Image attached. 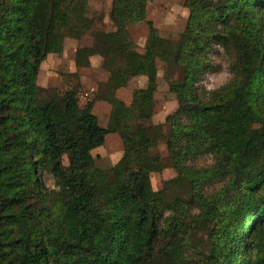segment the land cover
<instances>
[{"label":"trees","instance_id":"trees-1","mask_svg":"<svg viewBox=\"0 0 264 264\" xmlns=\"http://www.w3.org/2000/svg\"><path fill=\"white\" fill-rule=\"evenodd\" d=\"M87 1L0 0V264H264V0H185L177 41L147 20L150 0H112L111 37L75 53L77 67L102 57L106 127L73 90L38 95L47 55L94 26ZM140 23L143 55L129 35ZM217 47L231 78L208 91L200 79ZM158 58L178 106L145 127ZM137 76L146 86L126 105L115 92ZM108 134L123 144L110 175L92 156ZM161 140L176 176L153 191Z\"/></svg>","mask_w":264,"mask_h":264},{"label":"rangeland","instance_id":"rangeland-1","mask_svg":"<svg viewBox=\"0 0 264 264\" xmlns=\"http://www.w3.org/2000/svg\"><path fill=\"white\" fill-rule=\"evenodd\" d=\"M185 0H150L147 6V20L151 21L158 30L159 35L167 40L177 41L184 30L188 11L184 8ZM112 0H88L84 16L94 22L91 30L82 34L81 38L74 39L65 35L63 37L62 51L48 54L41 63L38 74V95L47 98L52 91L64 92L73 90L76 92L78 103L81 108L92 103V112L98 118L99 125L107 126L110 105L103 99L111 91L107 84L108 72L102 67V57L99 55L88 58V65L77 67L75 65V53L82 47H90L93 44L94 34L102 33L110 38L114 26L110 22ZM129 35L134 44V52L143 55L147 41L148 28L144 23L130 26ZM214 68L200 79V84L208 91L217 90L225 85L231 78L228 60L221 47H217L211 56ZM163 58H158L157 91L154 95L155 105L151 119L143 126L162 125L168 115L177 108V101L173 94L168 91L169 75L164 70ZM145 76H137L128 81L126 87L115 92L116 98L126 105L131 103L133 92L146 86ZM103 98V99H102ZM167 135L166 127L163 129ZM152 152L158 155L164 164V169L154 173L150 177L153 191L161 190L165 181L176 176L174 170L169 167L165 141L161 140ZM123 154V144L118 134H108L104 144L92 151L95 167L110 175L111 169L119 162ZM201 162V161H200ZM209 163V159H204ZM201 162V165L204 164ZM66 157L63 164L67 165ZM44 183L49 190L55 189L52 178L45 174ZM162 243V242H161ZM163 244V243H162Z\"/></svg>","mask_w":264,"mask_h":264}]
</instances>
